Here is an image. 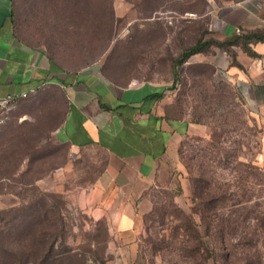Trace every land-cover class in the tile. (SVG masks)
Segmentation results:
<instances>
[{
  "label": "rangeland",
  "instance_id": "rangeland-1",
  "mask_svg": "<svg viewBox=\"0 0 264 264\" xmlns=\"http://www.w3.org/2000/svg\"><path fill=\"white\" fill-rule=\"evenodd\" d=\"M231 1L100 0L90 4L99 17L82 27V17L69 10L34 12V0H14L16 25L31 44L73 69L97 63L117 86L149 82L172 88L178 113L203 132L181 142L169 185L145 192L135 256L125 253L124 262L108 251V230L106 235L82 202L95 191L103 166L97 149L72 151L49 134H12L9 147L0 149V177L8 179L0 182V210L12 203L7 192L27 202L42 198L37 190L50 195L64 220V247L88 264H187L179 249L184 217L204 247L217 251L203 264H264V165L255 117L221 64L215 72L192 57L188 65L175 66L184 50L209 38L211 16ZM213 199L214 209L206 202ZM215 215L224 221V239L218 238Z\"/></svg>",
  "mask_w": 264,
  "mask_h": 264
},
{
  "label": "crops",
  "instance_id": "crops-1",
  "mask_svg": "<svg viewBox=\"0 0 264 264\" xmlns=\"http://www.w3.org/2000/svg\"><path fill=\"white\" fill-rule=\"evenodd\" d=\"M34 1V12L74 10L72 3ZM209 31L210 52L192 57L215 72L221 64L240 85L243 104L260 129L264 165V0L223 4L211 16ZM67 65L31 44L16 25L14 0H0V97L28 94L0 128V149L9 147L12 134L32 131L49 134L72 151L99 150L104 161L95 191L82 202L91 218L104 221L111 238L107 249L124 262L125 253L135 256L137 210L145 192L169 185L181 142L203 130L178 113L170 87L117 86L97 63L79 69ZM5 195L12 203L4 208L19 205L14 194Z\"/></svg>",
  "mask_w": 264,
  "mask_h": 264
},
{
  "label": "trees",
  "instance_id": "trees-1",
  "mask_svg": "<svg viewBox=\"0 0 264 264\" xmlns=\"http://www.w3.org/2000/svg\"><path fill=\"white\" fill-rule=\"evenodd\" d=\"M95 1L100 0H74L72 17L81 16L84 22L82 27L89 26L90 17L93 20L99 17L96 9L90 7ZM79 5H82V8ZM108 20L110 22L112 20L111 9L108 10ZM213 43L210 38L199 40L197 44L181 53L175 66L185 64L190 57L198 53L207 54ZM3 180L8 179L0 177V182ZM34 194L42 198H34L32 202H27L20 194L14 193L19 205L0 210V264H88L81 254L64 247V220L53 198L38 190ZM206 202L214 209L218 201L213 199ZM217 218V235L218 238L224 239L225 224L223 220L219 221V217ZM97 223L103 225L107 235L104 221ZM184 227L185 239L179 249L187 264H203V260L209 255H216L215 248L209 250L204 247L201 234L187 217H184Z\"/></svg>",
  "mask_w": 264,
  "mask_h": 264
},
{
  "label": "built area",
  "instance_id": "built-area-1",
  "mask_svg": "<svg viewBox=\"0 0 264 264\" xmlns=\"http://www.w3.org/2000/svg\"><path fill=\"white\" fill-rule=\"evenodd\" d=\"M27 97V93H22L20 95L7 94L0 97V128L6 124L10 113L17 108L19 102Z\"/></svg>",
  "mask_w": 264,
  "mask_h": 264
}]
</instances>
